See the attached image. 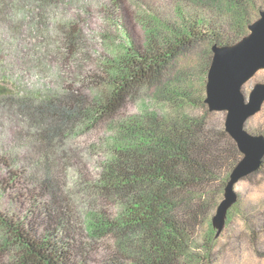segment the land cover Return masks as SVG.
<instances>
[{
    "label": "trees",
    "instance_id": "trees-1",
    "mask_svg": "<svg viewBox=\"0 0 264 264\" xmlns=\"http://www.w3.org/2000/svg\"><path fill=\"white\" fill-rule=\"evenodd\" d=\"M158 1L101 2L114 30L102 35L90 87L38 99L0 86L1 116L30 130L25 160L0 156V264H216L229 224L218 238L212 219L243 154L226 111L205 101L208 72L213 46L248 34L264 0ZM61 2L34 0L24 11L23 0H0V23L14 28L12 14ZM246 128L264 134V121ZM258 176L264 161L240 182ZM262 184L237 190L227 217L240 220L245 235L230 239L248 240L251 264H264Z\"/></svg>",
    "mask_w": 264,
    "mask_h": 264
},
{
    "label": "rangeland",
    "instance_id": "rangeland-1",
    "mask_svg": "<svg viewBox=\"0 0 264 264\" xmlns=\"http://www.w3.org/2000/svg\"><path fill=\"white\" fill-rule=\"evenodd\" d=\"M105 1L62 0L61 4H53L45 9L36 8L33 13L20 15L19 18L15 13L12 14L10 18L13 20L14 28L12 26L8 28L6 23H0L1 89L14 93L16 97L40 99L62 93L69 85L90 87L91 84L87 83V80L98 71L99 59L104 54L105 45L102 35L108 30H114L104 21L100 13V4ZM131 1L135 5L134 8H154L159 5L158 0ZM32 2L34 0H23L28 6H20V8L25 9L24 11L27 8L32 10ZM85 5L94 7L85 12ZM70 33H74V37H70ZM262 77H264V69L257 72L244 85L243 91L247 97L254 84ZM249 121L261 126L264 114L257 113ZM29 131L20 118L2 117L0 114V156L19 157L25 160L29 153ZM82 138H78L77 143L80 145L82 141L81 144L85 147L86 143ZM90 143L91 141L88 140L87 145ZM84 157L83 161L89 162L92 166L98 159L89 151ZM1 173L0 167V176ZM258 181L263 183L264 176L239 182L236 189L251 185L256 187L255 182ZM256 188L257 191L262 190L261 185ZM8 200H10L9 193L5 192L4 201L10 203ZM228 224L229 231L222 233L223 236L216 248L218 257L216 264H251L253 255L248 240L230 239L235 231L239 233L242 231L245 235L240 220L234 216L229 223L226 220V225ZM220 236L221 234L218 238Z\"/></svg>",
    "mask_w": 264,
    "mask_h": 264
},
{
    "label": "water",
    "instance_id": "water-1",
    "mask_svg": "<svg viewBox=\"0 0 264 264\" xmlns=\"http://www.w3.org/2000/svg\"><path fill=\"white\" fill-rule=\"evenodd\" d=\"M250 31L233 44L213 46L205 101L212 111H226L225 126L243 156L230 174L223 200L212 219L218 237L226 226L229 210L238 200L236 186L257 171L264 161V134L247 130L248 120L264 105V81L254 84L248 97L244 85L264 69V9Z\"/></svg>",
    "mask_w": 264,
    "mask_h": 264
}]
</instances>
